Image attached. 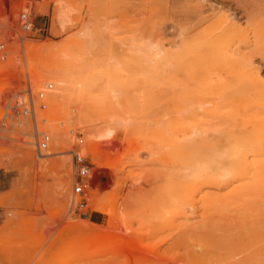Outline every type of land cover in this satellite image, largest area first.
<instances>
[{
  "label": "rangeland",
  "instance_id": "374dc122",
  "mask_svg": "<svg viewBox=\"0 0 264 264\" xmlns=\"http://www.w3.org/2000/svg\"><path fill=\"white\" fill-rule=\"evenodd\" d=\"M60 4L68 14L64 24L56 21ZM25 5L35 20L32 37L23 50L16 40L9 43L8 61L0 62V264H264V188L228 195L239 170L232 146L250 131L232 116V107L221 116L201 114L200 126L211 132L202 134L207 140L200 142L195 162L213 169L197 179L195 189L187 188L192 176L161 149L160 116L176 87L158 79L154 60L161 57L158 51L177 54V62L195 66L198 75L210 66L214 79L229 84L223 103L253 101L245 105L244 119L259 111L264 121V106L257 108L256 101L260 87L232 72L219 50L227 42L264 82V0H0V13L11 10L0 17V41L9 40L4 24ZM225 17L240 28L227 40ZM49 43L55 54L43 47ZM19 51L21 67L10 68ZM77 59L89 85L71 90L56 110L50 95L57 83L38 71L48 62ZM109 78L123 80H116L120 90L106 87ZM46 83L54 86L47 109H36L40 128L54 139L51 129L60 125L77 130V137H67L66 151L41 155L33 116L18 117L8 106L18 90L36 91ZM104 125L116 126L123 139L103 166L84 152L92 164L90 187L87 195L75 196L79 177L72 151L83 150ZM217 137L219 145L212 143ZM88 195L96 196L102 211ZM83 200L86 207L78 204ZM132 236L142 245L130 247Z\"/></svg>",
  "mask_w": 264,
  "mask_h": 264
},
{
  "label": "bare ground",
  "instance_id": "6f19581e",
  "mask_svg": "<svg viewBox=\"0 0 264 264\" xmlns=\"http://www.w3.org/2000/svg\"><path fill=\"white\" fill-rule=\"evenodd\" d=\"M34 8L37 10L40 9L39 7ZM10 12L5 11L4 13H0V17H7L6 15ZM67 18V10L60 4L56 12V21L64 24L67 20H69ZM230 21L231 20L228 17H225L224 23H226V27L222 29V33L224 34L223 38L225 40H227L228 35H230L232 31L240 29L237 28V24ZM226 45L227 42L224 47L219 48V50L224 53L226 58V66L229 67L232 72L241 73L242 77L254 87H260V96L256 100L259 102L257 108L261 105L264 106V82L261 78L259 70L255 67H251V64H244V60L237 57L235 53H231V50H229ZM43 47L50 49L53 54L56 52V47L53 44L49 43ZM156 55L161 56L159 58H154V60L157 61V66L161 69L157 75L158 79L164 84H170L176 87L175 91L168 93L165 108L160 116L159 132L161 134L162 142L161 149H164L166 159L174 163L178 162L184 165L183 168L187 171H185V174L192 176V179L187 183V188L193 187L195 189V187L199 184L197 179L205 178V175L210 173V169H213L212 166L200 167L195 162V155L200 146V142H205L207 140L206 137H202V134H209L211 132L209 128L204 129L200 126V119L202 118L201 114L221 116L224 114L223 109L232 107L235 109H232V116L238 120L242 126H247L246 128L250 131V136L248 138L240 139L236 145L232 146L233 150L231 155L237 163L236 165L239 170L232 180V182L236 184L228 190V195L236 194L238 192L244 194L246 192L262 190L264 188V121L261 120L262 113L254 111L246 115L248 118L244 119L245 105L254 102L247 101L245 99H237L226 105L223 103L224 101L221 99V95L229 89V84L227 81L214 79V77L210 74L212 72V68L210 66L203 68L201 70V74L198 75L197 68L195 66H185L180 61L177 62V60L180 59V56L177 54L158 51L155 52V56ZM40 70L41 71L38 72H44L45 74L50 75L57 83L56 90L50 95V102L56 110H59L63 106L65 98L67 100L70 97L71 90L77 92L89 85L81 76L82 64L78 59L70 62H48V64ZM180 75H183L184 77L179 78ZM117 78V81L123 82V80L120 81L121 79ZM209 78L212 79L208 80ZM112 79L113 78H109L108 81H106V87H114L118 85L119 82L116 80L112 81ZM116 94L117 93H115V95ZM112 120H110V122ZM51 130L53 132L54 139L48 150L53 153L66 151L67 147H69V144L67 143L69 140H67V137L72 140L71 142H73V140L77 137V130L71 132L63 131L60 125H57ZM88 133L89 132L86 134ZM122 139L123 135L116 126H98L94 129V133L88 140V143L84 145L82 147L83 150H81L83 153H92L95 162L100 167L106 164L110 151L115 149L114 147L119 145H117V141ZM129 142L132 143V139H130ZM220 142L221 137H217L212 143L219 145ZM65 187L66 183L63 185L64 189ZM93 192L96 193L95 190H93ZM95 197L93 198L88 195V200L93 205L95 210L102 211L101 208H104V206L99 204ZM185 198H187V196ZM99 233L100 231L95 230L92 234L94 236H98L100 235ZM113 240L114 239H112V241ZM128 244H130V247H135L137 244L142 245V243L138 242L137 238L134 236H132Z\"/></svg>",
  "mask_w": 264,
  "mask_h": 264
},
{
  "label": "built area",
  "instance_id": "2783aa9c",
  "mask_svg": "<svg viewBox=\"0 0 264 264\" xmlns=\"http://www.w3.org/2000/svg\"><path fill=\"white\" fill-rule=\"evenodd\" d=\"M5 31L4 36L8 37L9 40L0 41V62L6 63L8 61L9 55V43L16 40L20 48L23 50V44L27 39L32 37V32L35 29V20L32 14L31 7L29 5L23 6L19 10L16 17H12L4 24ZM40 30H42L40 28ZM39 30V31H40ZM43 30V32H47ZM22 51L17 52L16 57L9 64L10 68L17 69L21 67ZM53 83H46L45 88L34 91L32 87L22 88L18 90L13 96L11 102L14 104H9L8 109L12 108L13 113L18 117H26L29 115L33 116L34 119V133L32 134L34 139V145L39 154H43L47 149H49L52 142V133L47 129L40 128L38 116L36 114V109L45 111L48 107L49 92L53 89ZM11 115V113H7ZM43 122L47 123L48 118L43 117ZM19 125L22 126L25 121H18ZM83 140L81 139L80 142ZM74 163L77 171V179L73 185V194L87 195L88 189L90 187V178L92 176V164L89 162L87 156L83 153L81 149L73 150ZM78 204L81 207H86L88 205L87 200L79 201Z\"/></svg>",
  "mask_w": 264,
  "mask_h": 264
}]
</instances>
